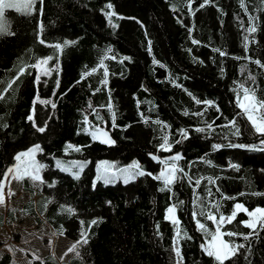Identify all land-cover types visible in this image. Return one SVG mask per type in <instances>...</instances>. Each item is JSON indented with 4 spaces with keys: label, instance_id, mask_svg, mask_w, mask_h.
Segmentation results:
<instances>
[{
    "label": "trees",
    "instance_id": "16d2710c",
    "mask_svg": "<svg viewBox=\"0 0 264 264\" xmlns=\"http://www.w3.org/2000/svg\"><path fill=\"white\" fill-rule=\"evenodd\" d=\"M203 2L192 0L190 10L188 0H43V5L37 0L31 15L5 10L13 34H0V92L21 66L37 59L51 57L46 67L53 70L44 83L51 88V97L45 131L38 139L42 151L37 162L44 165L40 187L22 181L28 199L22 208L0 214V228L10 225L17 212L74 244L81 240L82 230L88 240L77 245L76 256L68 261L48 254L34 264H178L174 241L181 264H216L202 250L210 235L197 229L193 211L213 232L208 211L219 218L230 215L236 203L249 210L264 208V195H254L264 194V151L259 150L264 137L255 133L237 107V96H243L245 87L264 99V67L255 63L264 65V0H243V7L242 0H210L201 8ZM108 11L116 14L111 18L116 28L104 15ZM252 26L256 30L250 33ZM66 40L74 43L57 51L54 45ZM33 74L34 69L26 67L0 99L3 181L12 162L4 149L24 146L30 139ZM97 129L108 132L113 144L93 140L90 133ZM164 137L171 151L159 148ZM69 144L80 151L67 148ZM177 154L183 172L161 191L163 182L153 179L164 167L159 161ZM54 158L87 164L75 178L58 169ZM98 160L135 162L151 175L136 176L126 184L98 181L93 186ZM196 179L201 180L199 186ZM214 203H219V212ZM173 206L179 236L166 219V210ZM201 210L204 215H199ZM246 219L239 213L222 229L238 234L224 240L244 245L225 264H264V230L245 227L241 222ZM93 220L97 223L89 228ZM0 264H11L8 253L0 257Z\"/></svg>",
    "mask_w": 264,
    "mask_h": 264
},
{
    "label": "snow or ice",
    "instance_id": "6c2138e0",
    "mask_svg": "<svg viewBox=\"0 0 264 264\" xmlns=\"http://www.w3.org/2000/svg\"><path fill=\"white\" fill-rule=\"evenodd\" d=\"M37 3V0H0V34H7V35H12L13 33L8 29V26L5 22V10L6 9H15L17 12H22L24 15H31L33 14L34 5ZM39 3L43 5V0H39ZM191 3L192 0H188V6L191 10ZM210 3V0H204L202 4H200V7L203 8L206 4ZM241 6L243 7V0L241 2ZM108 9L112 8L111 4L106 5ZM175 10V9H174ZM42 11V8H41ZM106 19L108 20V23L113 27L116 28L117 25L112 22V17L116 15L112 11H108L104 13ZM251 20V18H250ZM256 29L254 26L250 27L247 29L248 32H254ZM40 31H43V26H40ZM40 43H45L43 40H40ZM70 41H64V45L56 44L54 47L57 49V51H62L63 47L69 45ZM193 43H197V41H193ZM111 51V49H109ZM219 51V50H216ZM221 56L226 55L225 52H220L219 53ZM49 60H51V57L44 58V59H37L34 64L27 65V66H21L18 71L16 77L9 81L7 84V87L3 89L2 92H0V99L4 98V94L7 93V91L12 87V85L18 80L22 75L25 74V69L26 67H30L36 70V81L38 82L41 78L42 75H48L50 72L53 70L51 68L46 67L49 63ZM258 66L264 67V65H261L259 61H256ZM103 64V61H101V65ZM59 65H56V70L58 71ZM95 71V69H93ZM31 75V73H28ZM107 73L105 72V76ZM250 79H254L250 77ZM58 83V82H57ZM102 83H106V81H102ZM179 86V85H177ZM99 91V89H97ZM44 103H49V101H44ZM197 104L200 103H206L209 106L212 105L211 101H199L196 100ZM52 107H55V104L52 105ZM109 109H111V104L109 103L108 105ZM237 107L241 109V112L246 115L248 121L250 122L252 128L254 129L255 133L258 134L260 137H264V99H258L255 94L248 88H243V96L240 97L239 95L237 96ZM219 111V109H217ZM185 115H187V112H185ZM195 115H203V113H195ZM30 121L33 120V117L30 115L28 117ZM85 123H87V116L85 117ZM231 124L234 126L235 122H231ZM34 127H36V131L38 132H44L45 128L44 127H37L34 123ZM208 128L211 129L212 125L209 124ZM87 131V129H85ZM197 132H203V128H197ZM97 132H100V135L107 137L106 132H102L101 130L97 129V131H94L90 133L92 136L93 140H96L97 137ZM235 134H239V129H236ZM180 135L182 138L187 139L188 134L185 130L180 131ZM101 143H108L111 144L113 141L110 139H101ZM180 141H177L179 143ZM261 145L264 146V139L261 140ZM235 147H245L244 145H234ZM67 148H72L75 151H80L78 147H75L73 145H67ZM220 146L219 145H213L214 149H218ZM159 148L163 151H171V145L169 144L168 138L164 137L163 138V143L159 145ZM259 150L264 151V147H261ZM42 151L40 145H35L32 148H29L25 152L19 153L16 157L15 160L17 161V164L11 168H8L2 175L4 180H7L9 178V174H11L12 179L16 180H22L25 177H28L32 179L33 181H39L41 179L39 173L40 169L44 167L43 164H39L36 159L35 155L37 152ZM182 157L180 155H173L169 157L167 160H162L159 161L160 163L163 164V168L158 176H153V179L160 180L164 184V188L160 189L161 191H164L165 189H168L169 185L174 183V181L178 178L177 173L183 172V169L179 168L177 165V161L180 160ZM153 159H157L155 156H153ZM57 166L61 168L62 171H70V168H65L61 165V162L58 160ZM71 167H77L76 164L71 165ZM110 165H105V166H98V175L96 177L97 180H103L104 183H110L111 177L114 175V173H110ZM232 167H236L235 165H232ZM79 168L82 170L83 164L79 165ZM123 173H126V178H125V183L128 182V179H134L136 176H144V175H151V173H145L140 169L139 164H133L132 169H122L121 170ZM73 175L78 178L79 173H73ZM191 181V178H189ZM201 183L200 179H196L194 184L195 186H199ZM209 183H214V181L209 178ZM4 188V183L3 180H0V205H3L5 203V194L3 191ZM219 191V189H217ZM11 195V193L9 194ZM211 195V193H209ZM242 195V194H241ZM254 195H264L261 193H254ZM200 198L197 197L196 200L193 201L194 204L199 200ZM223 199H235V197H228V196H223ZM212 207L219 212L220 205L219 203H214L212 204ZM69 213L72 212V209H67ZM239 213H244L246 214L249 219L246 221H242L241 223L244 224L245 227L251 229L252 231H257L259 230H264V208H255L254 210H249L247 209L243 204L241 203H236L233 205V209L231 211L230 215H223L220 214L219 218L217 219V216L214 215L211 211H208L207 213V219L212 221L215 224V231L214 232H209L208 229L205 227L203 223H201L199 220L196 219L198 213L196 211H193V219L196 220V227L198 230L203 231L206 235H210L211 239L207 240L204 245H202V250L209 256L212 257L215 261L216 264H225V261L231 259L232 256L236 255L237 250L239 248H243L244 245H234L229 241H226L223 239V237H233L238 235L237 233H233L231 231H222L224 226L226 224H231L237 215ZM199 215H204V210H201ZM166 219H168L173 225L176 226L177 228V236L180 235L181 229L179 228V220L175 216V207H169L167 209V215ZM83 221H81V225L83 226ZM97 221L93 220L91 221V224L89 225V228L91 227L92 224H96ZM252 232H250L248 235H251ZM186 235V233H185ZM248 235L244 236V239H248ZM87 244V232L82 230L81 231V240L77 241L76 244H74L71 248L68 249V252H73L76 250L78 244ZM178 241H174V251L176 253V256L178 258V264H181L182 262V256L179 250L178 246ZM78 255V253H77Z\"/></svg>",
    "mask_w": 264,
    "mask_h": 264
},
{
    "label": "rangeland",
    "instance_id": "374dc122",
    "mask_svg": "<svg viewBox=\"0 0 264 264\" xmlns=\"http://www.w3.org/2000/svg\"><path fill=\"white\" fill-rule=\"evenodd\" d=\"M47 75H42L40 80L36 81V70L34 69V74L31 80V83L34 85L36 94L33 100L32 109L30 115L33 117V120L29 122V132L27 138H30L24 146H15L14 148L7 150L4 149L7 159H12L8 168H11L17 164L15 157L21 153L27 151L29 148H32L35 145H39L38 139L41 132L36 131L34 123L37 127H44L45 121L50 114V109L48 103L44 101H49L51 97V88L44 87L45 79ZM102 132H106L103 129H99ZM107 137L100 135V132H97V139L95 141L100 142L101 139H110L112 138L108 132ZM10 143V142H8ZM101 143V142H100ZM105 145H111L108 143H103ZM38 153L35 155L36 161L38 160ZM61 162V165L65 168H70V171H63L73 177V173H79L81 176L87 161L83 160H73V159H62L54 158V165L57 166V161ZM135 162H129L128 164H117L116 162L110 160H98L94 165V176L92 180V185L95 186L98 181L96 177L98 175V166L110 165L109 172L114 173L111 177L110 183L115 184L120 182L121 184L125 183L126 173H123L122 169H132V165ZM76 164L77 167H71V165ZM83 164L82 170L79 168V165ZM136 164V163H135ZM40 177L41 174L39 173ZM78 176V177H79ZM76 178V177H75ZM27 181L33 188L40 187V180L33 181L32 179L25 177L22 180L12 179L11 174L9 178L4 180V194H5V203L0 205V214L15 211L22 208L23 203L28 199V194L22 189V181ZM133 179H128L130 182ZM127 182V183H128ZM11 193V195H9ZM254 210V209H253ZM167 215V210H166ZM176 216V215H175ZM218 219V218H217ZM249 217L247 216L248 220ZM245 220V221H246ZM215 224L213 223V232L215 231ZM211 236L205 239L203 245L207 240H210ZM224 239V238H223ZM74 245L73 241L68 238L54 235L48 226L44 224L37 223L34 218L30 215H25L21 213H14V219L11 224H5L0 228V257L3 254H9L11 257V264H34L35 261H40L45 255L53 254L59 262L68 261L70 258L76 256V251L68 252V249Z\"/></svg>",
    "mask_w": 264,
    "mask_h": 264
}]
</instances>
